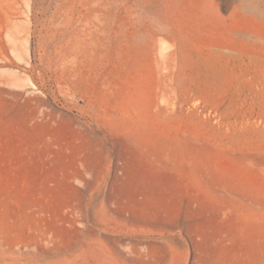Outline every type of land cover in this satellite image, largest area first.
Returning a JSON list of instances; mask_svg holds the SVG:
<instances>
[{
	"label": "rangeland",
	"instance_id": "obj_1",
	"mask_svg": "<svg viewBox=\"0 0 264 264\" xmlns=\"http://www.w3.org/2000/svg\"><path fill=\"white\" fill-rule=\"evenodd\" d=\"M0 250L264 264V0H0Z\"/></svg>",
	"mask_w": 264,
	"mask_h": 264
},
{
	"label": "bare ground",
	"instance_id": "obj_2",
	"mask_svg": "<svg viewBox=\"0 0 264 264\" xmlns=\"http://www.w3.org/2000/svg\"><path fill=\"white\" fill-rule=\"evenodd\" d=\"M0 264H25L19 254H7L0 250Z\"/></svg>",
	"mask_w": 264,
	"mask_h": 264
}]
</instances>
